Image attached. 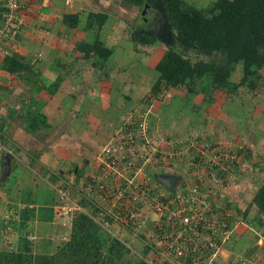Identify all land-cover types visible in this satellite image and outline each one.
I'll return each instance as SVG.
<instances>
[{"label":"rangeland","instance_id":"obj_1","mask_svg":"<svg viewBox=\"0 0 264 264\" xmlns=\"http://www.w3.org/2000/svg\"><path fill=\"white\" fill-rule=\"evenodd\" d=\"M208 1L212 0H185L187 3H194L202 7H205L209 3ZM92 2L99 9L100 7L106 9L110 11V14L115 16L111 24H103L100 36L102 35L103 27H109L105 35L113 27L114 33H109L106 37L102 38L105 43L102 42V44L105 49L112 50V56L106 63V67L110 68L107 78L110 77L116 98L113 106H107L100 112V102L104 101L105 98L98 97L99 95L96 93L91 96L90 89L87 90L90 94L85 93L84 89L81 103L84 105V101L89 100L93 108L97 110L91 112L90 115L95 114L96 117L100 115V119L106 123H110L111 128L116 126V116L120 112H123L121 113V117L130 110H145L146 113L150 112V130L152 129V131H150L151 134L149 136H152L157 147H160V144L166 138L170 147L165 152L166 155H169L168 159L170 161L168 162L166 159L167 161L165 162L163 159H160L163 164L159 167L152 166L155 170L154 174H152L170 178L167 174L162 173L163 169H169L173 170L176 177H178L180 176L179 173L181 175L186 173L194 158L197 159L199 157V160L197 159L198 168L196 166V169L200 171L195 172L194 176L195 180L200 181L198 190L206 195V197L208 196V204L210 206L214 205L213 207L216 208L222 207V210L229 217L228 221L232 225L231 233L229 232L230 236L226 243L222 245L221 250L213 253L214 259L217 262L221 261L226 264H264V223L262 227L254 229L253 233L257 239L255 241L257 244L253 242V235L249 231L250 229H245L244 231L239 228H243L240 224H243L244 219L240 216L252 197L254 187H256L253 184L262 185L264 180V78H262L261 83V80L259 81L260 87L254 91L244 92L239 89L234 93H230V91L224 94H215L214 103L211 105L204 104L200 96L194 97L191 101L189 100L192 103L190 111H188V107L186 106L188 100L184 96L186 90L182 87L172 90L166 89L154 96L151 92V88L156 80L153 67L165 51L164 43L161 40L158 42V45L136 46L135 50H132L130 48L131 30L129 25L132 24L134 26V33H151V31L147 30L148 25L150 27L160 25L157 20L153 19L155 13L150 12L147 14L143 11L137 13V11H130V9L125 7L115 8L113 0H97ZM86 21L87 18L84 17L79 19V26L82 29L86 25ZM123 21L127 24H123ZM161 27V31L159 29L153 30L154 34L164 32V26L161 25ZM111 34L115 35L109 36ZM163 36L164 41L170 42L164 34ZM94 70L96 72L100 71L97 67ZM98 73L99 77H101V74L104 72ZM261 76L264 77V74H261ZM238 79V70L235 69L231 80L234 81L233 83H238ZM125 87H128V89ZM93 88L96 89L97 86L93 85ZM29 97V95L25 94H21L20 96L21 100L23 99L26 104L30 101ZM127 97L129 98L126 99ZM7 103L10 105L11 102L8 101ZM20 106H17V109H20ZM22 111L23 109L20 110V114L23 117ZM84 113H87V111H84ZM20 125L11 124V127L15 130ZM100 127L104 128L103 125H99ZM96 138L97 135L94 137L87 135V141H92ZM196 139H199V142ZM203 141H207L206 150L203 148ZM212 147L219 148V153H209L208 151ZM245 148L251 150L254 157L252 160H243V155L239 159L235 156V150H245ZM214 153L217 155L216 160L212 158ZM229 157H232L233 161L236 162L235 174H231L230 177L228 173L229 165L227 163ZM204 159H209L211 164L212 161H215L217 164L216 171H214V167L209 165L207 167L203 166ZM218 170L224 171L227 174L224 182H222ZM206 172L211 174L210 178H207ZM182 177L184 180L186 179L184 174ZM179 179L180 177L175 178V183H178ZM224 183L227 187L223 185ZM73 186L77 189L81 187V184L77 185L74 183ZM229 187H232V189ZM229 189L233 192H229ZM47 193L49 192H45V195ZM82 194L84 195V192ZM68 195L70 201L77 202L78 198L76 194H73V197L70 193ZM56 201L60 202L59 199ZM223 203H229L230 205L224 208ZM56 207H59V204ZM87 210L88 208H84L86 215L92 218V221L98 227H107L99 218L101 215H94L93 211L86 212ZM248 215L249 217L247 218H250V215H253V210ZM55 217L58 218L56 215ZM141 217L140 220H136L138 226H140H134L133 230L117 224H114L110 229H105H108L113 237L123 243L124 248L127 250L122 255L121 264L126 262L133 264L137 258L144 259L147 263L151 260L152 264H183L176 256L169 254V247L166 246L168 244L155 241L149 236L151 234L149 231L147 232V229L149 225L152 226L150 222L154 221L156 216L149 211H145V214H142ZM224 219L226 220V218ZM226 224L229 225L228 222ZM129 228H132V226H129ZM61 233H63V230L60 227L59 231L55 233L57 235L56 239L63 238V234ZM67 236L68 232L65 233L64 239L61 238L60 241L62 240V243L67 241ZM259 236L262 237V240L258 239ZM12 238V235L7 236L5 232H0V250H22L23 247L33 250V248H39L43 244V238L40 240V237L36 236L29 240L27 233L25 235L24 233L18 234L16 238ZM54 242L56 244L59 243L57 240ZM149 244L156 247L153 250V254L155 255L151 258L142 255V250L145 247H149ZM153 259H155L154 262L152 261ZM198 264H202V261H199Z\"/></svg>","mask_w":264,"mask_h":264},{"label":"trees","instance_id":"obj_2","mask_svg":"<svg viewBox=\"0 0 264 264\" xmlns=\"http://www.w3.org/2000/svg\"><path fill=\"white\" fill-rule=\"evenodd\" d=\"M113 1L115 8L125 7L130 11L135 10L137 13L141 11L147 14L154 12L153 19L160 23V25L155 23L157 27L148 25L147 30L151 33H134V26L129 25L131 30L130 48L132 50H135L136 46L158 45L161 40L164 43L165 51L153 67L156 80L151 92L154 96L166 89L172 90L182 87L186 90L184 96L188 100L186 106L190 111L192 106L190 101L194 97L200 96L204 104L211 105L214 103L215 94H224L230 91V93H234L239 89L248 92L260 87L259 81L261 80V83L262 78H264L261 76L264 74V0H212L208 1L209 3L205 7L187 3L185 0ZM86 18V25L83 29L81 28L80 32L87 35L88 40L75 43L73 50L79 53L84 60H90L92 67H97L100 72H104V77H107L110 68L106 67V63L112 56V50L104 48L102 38H104L109 27H103L101 40L99 35L103 24H111L115 16L109 12L88 13ZM61 24L67 29L77 28V15H63ZM123 24L127 23L123 21ZM161 25L165 28L164 32L154 34L153 30H162ZM163 34L170 42L164 41ZM0 69L7 74H19L28 71L30 67L23 63V60L9 53L2 59ZM235 69L238 70L239 74L238 83H233L234 81L231 80ZM60 82L61 77L57 76L54 81L46 85H42L40 80L38 83L32 80L31 83H33L35 88L33 92L35 93L44 88L49 93L54 94ZM32 104H34L33 109H27L22 117V123L27 131L31 123L37 118V105L34 102ZM150 120L151 117L149 116V135L152 131V129L150 130ZM121 121L122 117L116 126L112 127L113 131L109 134L110 136L118 129ZM196 140L199 142V139ZM206 142L203 141L204 144L202 143L204 150L207 148ZM150 143L155 147L156 142L153 139ZM160 145V147H155L156 151L152 155L151 166H161L163 163L160 159L165 162L170 161L169 155L165 154L170 149L167 139L164 138ZM208 152L219 153V148L212 147ZM216 153L212 157L213 160L217 159ZM234 154L237 159L243 155L242 159L246 161L254 158L251 150L247 148L235 150ZM197 159L199 160V157ZM197 159L194 158L186 173H183L186 176L185 180L182 177L183 174L179 173L180 176L177 178L180 177V179L177 184L180 188L187 185L195 187L199 185L200 181L194 179L195 172L200 171L196 169V166L198 168ZM204 160L203 166L209 165L214 167V171H216L217 164L215 161H212L211 164L209 159ZM235 164V161L231 164L228 163L229 177L231 174H235ZM151 171L152 173L155 172L153 168ZM218 172H220V178L224 182L227 174L224 171L218 170ZM210 175L207 173V178H210ZM85 180L86 177L80 183L82 188ZM152 180L156 182L153 177ZM157 184L161 186L159 183ZM223 185L226 186L225 183ZM253 186L256 187H254L252 197L240 217L249 225L261 227L264 223V180L262 185L253 184ZM81 187L74 189L75 192L71 190L70 194L71 196L76 194L77 203L85 208L86 202L82 197H79ZM54 193L56 194V192ZM57 204L60 203L57 202ZM132 205V203L127 205L131 212H133ZM223 205L224 208H227L230 204L223 203ZM250 209L253 210V215L247 218ZM219 210H222V207ZM100 214L99 218L107 227L100 228L90 217L77 213L69 218L67 241L60 242L53 252L43 250V245L39 248H33V250L26 247H23L22 250H0V264H121L122 255L127 250L123 243L110 234L108 229L117 224L132 230L129 226L133 218L130 217L129 212L122 208L117 211L112 208L105 209ZM129 220L131 221L128 222ZM106 228L108 229L105 230ZM155 249L156 247L153 245L145 247L142 250V255L151 258L155 255L153 254ZM152 261L154 262L155 259ZM148 263L152 264L151 260ZM148 263L144 259L137 258L133 264Z\"/></svg>","mask_w":264,"mask_h":264},{"label":"crops","instance_id":"obj_3","mask_svg":"<svg viewBox=\"0 0 264 264\" xmlns=\"http://www.w3.org/2000/svg\"><path fill=\"white\" fill-rule=\"evenodd\" d=\"M92 1L97 0H27L17 13L20 28L14 32L12 40L0 45V63L10 53L30 67L19 74H7L0 69V232L12 235V239L23 233H27L29 240L36 236L43 238V250L48 252H53L62 241V237L56 239L55 235L60 227L62 239L69 228V219L55 217L56 186L75 192L74 183L80 185L85 177L97 172L95 158L112 131L110 123L100 119V115H90L96 109L89 100H85L84 105L81 103L84 89L89 94L90 89L91 96L96 93L105 98L100 102V112L113 106L116 98L110 77H104L103 73L99 77L100 71L94 70L90 60H84L73 50L75 43L88 40L87 35L80 32V18H86L88 13H110L99 9ZM63 15H77V28L67 29L62 25ZM109 33H114L113 27ZM57 76L61 77V82L54 94L44 88L33 92L35 88L29 79L46 85ZM21 94L30 96L28 104L21 100ZM32 102L37 105V118L27 131L22 125L20 110L23 109L24 114L27 109H33ZM16 105H21L20 109ZM121 113L116 116L117 123ZM11 124L20 126L15 131ZM87 135H97V138L87 141ZM162 173L174 179V190L177 177L173 170L166 169ZM231 189L228 191L233 192ZM45 192L49 193L45 195ZM79 193L83 197L82 192ZM240 226L244 231L250 229L253 242L257 241L253 232L260 227L244 221Z\"/></svg>","mask_w":264,"mask_h":264},{"label":"built area","instance_id":"obj_4","mask_svg":"<svg viewBox=\"0 0 264 264\" xmlns=\"http://www.w3.org/2000/svg\"><path fill=\"white\" fill-rule=\"evenodd\" d=\"M26 2L0 0V45L13 39L21 24L17 12ZM149 114L145 110L126 112L118 129L99 150L95 158L98 171L86 177L81 189L85 208L88 207L86 212L101 215L102 210L122 208L133 218L130 223L133 230L134 226H140L136 220L149 211L156 219L150 222L152 226L149 225L147 232L155 241L168 244L171 256H176L183 264L199 261L226 264L217 262L213 253L219 252L230 236L232 225L227 213L219 210L221 207L208 204V196L198 190L200 183L197 187L182 188L177 184L168 192L152 180V155L156 145H150ZM232 162L229 157L228 163ZM55 192L60 200L56 207L58 218L67 219L77 213L86 215L83 207L70 201L67 189L57 186ZM130 203L133 212L127 208Z\"/></svg>","mask_w":264,"mask_h":264},{"label":"water","instance_id":"obj_5","mask_svg":"<svg viewBox=\"0 0 264 264\" xmlns=\"http://www.w3.org/2000/svg\"><path fill=\"white\" fill-rule=\"evenodd\" d=\"M155 180L167 190H171V191L173 190V184H174L173 178L156 176Z\"/></svg>","mask_w":264,"mask_h":264},{"label":"clouds","instance_id":"obj_6","mask_svg":"<svg viewBox=\"0 0 264 264\" xmlns=\"http://www.w3.org/2000/svg\"><path fill=\"white\" fill-rule=\"evenodd\" d=\"M39 55H40V54H38L37 57H39ZM127 112H128V111H127ZM152 175H153V174H152ZM155 177H156V176L153 175V178H154V179H155ZM156 182H157V181H156ZM157 183H158V182H157ZM161 186H162V185H161ZM162 188H163V187H162ZM164 189H166V188H164ZM170 191H171V190H170Z\"/></svg>","mask_w":264,"mask_h":264}]
</instances>
